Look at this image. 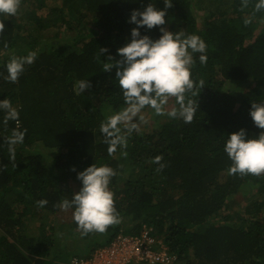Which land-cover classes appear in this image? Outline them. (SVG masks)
<instances>
[{
	"label": "trees",
	"instance_id": "16d2710c",
	"mask_svg": "<svg viewBox=\"0 0 264 264\" xmlns=\"http://www.w3.org/2000/svg\"><path fill=\"white\" fill-rule=\"evenodd\" d=\"M149 2L165 6L164 0H57L53 6L20 0L15 15L0 14V98L19 111L6 124L0 112V264H68L121 234L123 219L133 222L130 234L152 228L180 264H264V172L229 174L224 151L228 133L261 131L249 109L264 102V9L255 8L257 0H172L164 27L206 43L208 59L201 63L200 53L193 54L194 86L185 93L193 119L169 117L150 131L128 132L121 124L117 135L125 142L109 152L101 125L126 103L115 68L104 65L119 59L116 50L135 26L131 10ZM141 31L161 34L159 27ZM29 51L37 52L34 61L15 82L6 79V62ZM81 79L91 86L78 93ZM13 128L25 130L14 158L7 143ZM91 163L115 170L109 188L119 223L83 234L74 209L59 205L79 190L73 166L79 171ZM239 194L246 199L241 212L230 207ZM44 212L69 219L83 247L65 246L56 224L42 221ZM36 217L41 233L31 236L27 225Z\"/></svg>",
	"mask_w": 264,
	"mask_h": 264
},
{
	"label": "clouds",
	"instance_id": "9594fccd",
	"mask_svg": "<svg viewBox=\"0 0 264 264\" xmlns=\"http://www.w3.org/2000/svg\"><path fill=\"white\" fill-rule=\"evenodd\" d=\"M172 0H164V7H156L149 2L143 8L132 9L129 23L133 24L126 42L117 48L119 59L114 63L105 64V70L115 68V78L118 79L126 107L108 118L101 125L109 143V152H113L117 145L125 142L124 137L117 135L120 125L123 124L128 132L138 127L135 119L145 106L151 107L156 114H167L169 117H180L185 122L193 119L195 108L190 99L185 98L186 91L194 86L191 79V65L194 63V53H200L199 61L205 63L206 43L197 34L185 35L183 32H173L164 27L167 9ZM20 0H0V14L15 15ZM257 10L264 9V0H257ZM245 23L250 19L246 18ZM5 24L0 21V31ZM159 27L160 35L153 38L141 29ZM106 47H100V53L107 52ZM37 55L36 51H29L26 55H13L5 64L6 79L15 82L24 71L25 66L31 64ZM109 58H112L109 53ZM113 59V58H112ZM200 82V86H203ZM88 79L77 82L75 90L80 93L90 88ZM175 97L178 108L166 110L169 98ZM0 112L3 113V122L16 120L19 111L7 98H0ZM249 114L261 131L256 136H250L245 128L228 133L224 144V151L232 161L229 174L259 175L264 172V102H251ZM25 130L13 128L7 137L8 151L11 157L15 156V146L24 141ZM157 161L161 157L155 158ZM80 181L79 190L73 191L71 199L65 198L60 202L63 209L73 208V219L83 234L95 231L103 233L107 227L119 223V216L114 207L113 193L109 188L110 180L115 170L108 165L91 163L82 170L77 171ZM46 204V200L38 201Z\"/></svg>",
	"mask_w": 264,
	"mask_h": 264
},
{
	"label": "built area",
	"instance_id": "2783aa9c",
	"mask_svg": "<svg viewBox=\"0 0 264 264\" xmlns=\"http://www.w3.org/2000/svg\"><path fill=\"white\" fill-rule=\"evenodd\" d=\"M146 230V229H144ZM147 231L119 234L108 243L98 246L88 256H74L68 264H180Z\"/></svg>",
	"mask_w": 264,
	"mask_h": 264
},
{
	"label": "rangeland",
	"instance_id": "374dc122",
	"mask_svg": "<svg viewBox=\"0 0 264 264\" xmlns=\"http://www.w3.org/2000/svg\"><path fill=\"white\" fill-rule=\"evenodd\" d=\"M47 3L49 6H53L57 3V0H47ZM203 9L200 10H196V14L197 16H200L201 13H203L202 11ZM183 28V26H182ZM52 30V28H51ZM226 86L228 87V83L226 84ZM236 86H238V84H236ZM226 87V88H227ZM174 107V102L173 100H171L169 98V101L167 103V105H165L166 110H170L171 108ZM137 122L139 125L138 127H141L147 131H150V129L152 128H156L158 127L160 124H162L164 121H166L169 116L165 113V114H156L154 112V110L149 107V106H145L141 112L137 115L136 117ZM122 127V125H120ZM122 129V128H121ZM66 173V171H65ZM73 188H78L80 187V182L77 181V184L73 182ZM250 187V186H249ZM247 191V186H244L241 188V192H245ZM251 192L250 195H254L255 194V190H251L249 191V193ZM244 194H239L237 196H234L230 201L232 202L230 207H233L235 210H239L240 212L243 209V205L245 203V198L243 197ZM46 212H44L43 214V218L42 221L45 222L47 221L48 223L51 221L52 224H56V229L60 230L59 233L61 234V241L66 242L67 247H71L74 249H80L82 248V243H83V239H82V235L76 230V228H74L71 225V221L69 219H57L55 217H53L54 215L52 213L47 214L46 216ZM45 217V218H44ZM40 218L36 217V219L34 221H30L27 225V231L26 233L31 235V236H35V235H39L41 233V229H42V225H40ZM122 229L123 232H121V234H130V229L134 226L133 222H130L128 219H123L122 220ZM46 228H48V225L46 226ZM145 228L143 227V229H141L139 232H143V231H152V228L148 227V229L144 230ZM161 242L162 246L164 247V243L161 241V239H159V243ZM159 243L157 242V247L159 246ZM61 243V246L63 245ZM64 248V246H63ZM77 251V250H76ZM87 252L86 250H84L82 253Z\"/></svg>",
	"mask_w": 264,
	"mask_h": 264
},
{
	"label": "crops",
	"instance_id": "0c3cea01",
	"mask_svg": "<svg viewBox=\"0 0 264 264\" xmlns=\"http://www.w3.org/2000/svg\"><path fill=\"white\" fill-rule=\"evenodd\" d=\"M86 255V254H85Z\"/></svg>",
	"mask_w": 264,
	"mask_h": 264
}]
</instances>
